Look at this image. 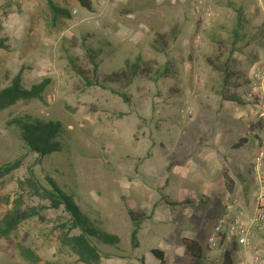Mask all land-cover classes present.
<instances>
[{"label": "rangeland", "instance_id": "374dc122", "mask_svg": "<svg viewBox=\"0 0 264 264\" xmlns=\"http://www.w3.org/2000/svg\"><path fill=\"white\" fill-rule=\"evenodd\" d=\"M52 2L66 13L55 17L48 0H0V91L17 75L25 87L51 80L44 99L0 110V167L20 162L11 173L0 174V230L16 207L36 213L10 233L0 231V264H87L68 240L81 229H73L65 206L53 208L42 190L51 188L49 178L92 224L119 236L115 246L93 239L98 264H159L154 248L164 250L168 264H182L186 258L177 238L191 232L208 264H222L226 248H237L236 259L241 247L221 221L229 204L246 210V222L254 215L258 179L253 165L264 130L248 97L250 74L264 44V18L254 0L217 4L215 21L200 43L195 42L193 0H132L130 18L111 11L112 3L89 12L76 0ZM208 59L228 65L232 86L227 90L242 96L243 104L222 99L224 74ZM135 63L150 73L122 89L129 103L109 89L88 87L75 70L82 68L95 82ZM167 63L170 76L154 79ZM26 116L60 122L62 151L40 157L29 151L12 123ZM248 135L242 149L231 148ZM213 153L217 156L211 159ZM223 171L235 181L233 194ZM128 209L149 215L136 249L130 243ZM182 216V224H174ZM255 237L264 239V231L254 228L251 235L252 244L263 250L264 264V242Z\"/></svg>", "mask_w": 264, "mask_h": 264}, {"label": "trees", "instance_id": "16d2710c", "mask_svg": "<svg viewBox=\"0 0 264 264\" xmlns=\"http://www.w3.org/2000/svg\"><path fill=\"white\" fill-rule=\"evenodd\" d=\"M82 8L92 11L94 8L93 0H76ZM50 8L57 17L59 13H66L65 10L57 8L52 0H48ZM3 45L0 43V48ZM90 52H88V55ZM91 58L93 57L90 54ZM140 60V59H139ZM219 60L213 61L208 59V63L212 68L221 72L223 75V84L221 97L225 101H233L238 104H243L245 102L244 98L235 92L227 90L232 83L230 81L231 75L229 71L227 72V64L219 63ZM97 62H93V69H97ZM170 66L167 63L162 70L157 69L155 71L154 79H165L170 76ZM78 74L82 75L86 80L88 87L90 86H100L105 89L113 91L115 94L123 98L124 103H129L130 96H128L122 89H126L133 79L140 74L145 75L150 73V70L145 69L141 64H133L129 66V69L122 70L120 72H113L109 75H104L101 80L98 78L93 82L85 70L80 67H75ZM21 76L17 75L11 84L0 91V110L7 109L11 105H15L20 101H33L44 99V92L51 81L50 78H45L37 84L30 87H25L21 83ZM112 84L118 85V88L110 87ZM14 125L20 129L21 138L25 145L28 147L29 151L36 152L38 156L51 155L62 151V144L60 138L63 137L64 128L60 122L45 121L40 119H33L30 116L19 117L12 121ZM253 128V126H251ZM249 142V137L244 136L240 138L237 142L233 143L231 148L236 151L242 149ZM20 162L15 161L13 163H7L0 167V174L11 173L19 166ZM174 163L171 162L167 171L170 173L172 171ZM223 177L225 182V187L230 193H234L235 181L226 171H223ZM50 189L43 187L44 194L46 198L51 202L53 208H59L64 205L67 212L72 218V228H80V233L69 238V242L74 247V250L80 255L82 260L87 264H98L101 261V256L97 250V246L93 244V239H98L106 245L115 246L120 243L118 235L107 233L99 229L97 226L90 222L89 218L83 215L82 211L74 203L73 199L68 196L65 191L57 185V183L49 178ZM33 188L39 190V188L33 183ZM36 213L34 211L21 210L20 207H16L11 212H8L4 217V227L1 228V232L10 233L14 229H17L18 225L24 221L32 218ZM129 220L132 224V231L130 232V243L132 248L136 249L140 247V242L138 239V233L142 227V223L149 217L144 212H139L133 209H128L127 213ZM180 243L184 246L183 256L186 260L182 264H208L206 262L205 250L203 245L192 237H182ZM222 244V241L220 242ZM237 248H226L222 255V264H237L235 260V253ZM152 255L158 260L159 264H168L165 256L164 250L154 248L151 251ZM144 264V263H143Z\"/></svg>", "mask_w": 264, "mask_h": 264}, {"label": "built area", "instance_id": "2783aa9c", "mask_svg": "<svg viewBox=\"0 0 264 264\" xmlns=\"http://www.w3.org/2000/svg\"><path fill=\"white\" fill-rule=\"evenodd\" d=\"M222 1L234 0H193L192 11L196 17L198 27V33L195 39L196 43L201 42L202 35L215 21L216 6ZM254 7L264 18V0H254ZM248 97L255 103L254 114L256 120L264 122V44L260 50V57L257 61L256 68H253L250 74ZM188 111L192 112L191 108H188ZM253 168L258 179V196L256 198L253 217H251L249 223H247L245 221V216H247L246 210L229 204L227 206V219L221 222H226L228 224L229 231L231 235L237 239L241 251L253 252L255 260L258 261L262 257L263 250L252 244L251 235L254 228L264 231V174H262L264 170V130L261 132L260 139L257 142L256 161L254 162ZM221 228L222 225H219L217 231L219 232ZM216 239L214 234L209 237V242L214 245ZM240 264L248 263L244 262Z\"/></svg>", "mask_w": 264, "mask_h": 264}, {"label": "crops", "instance_id": "0c3cea01", "mask_svg": "<svg viewBox=\"0 0 264 264\" xmlns=\"http://www.w3.org/2000/svg\"><path fill=\"white\" fill-rule=\"evenodd\" d=\"M132 0H93V3H94V6L95 5H98V4H102V3H108L109 5H111V3L113 4L112 5V8H111V11H114V12H116V15L117 16H119V15H121V16H124V17H126V18H130V17H132L133 15H134V11L133 10H130L129 8H128V5H129V3L131 2ZM125 10H128V12L127 11H125ZM127 12V13H125V14H121L120 12ZM120 17V16H119ZM135 17L137 18V17H141V16H139V15H135ZM245 114H247V113H245ZM239 119V118H238ZM243 120L245 121V119L243 118ZM249 133V132H248ZM248 137H249V135H248ZM213 157H211V159L212 158H216V156L217 155H215L214 153H213ZM219 165V166H218ZM215 167H216V169H217V172H218V167H219V170H220V164H219V162H216V164L214 165ZM207 184H205V186H206ZM192 200V199H191ZM256 203V202H255ZM184 217L185 216H182L181 218H180V221H178V222H175L174 224H182V221L184 220ZM247 223H249L248 221H247ZM173 230V228L172 229H169V231L167 232V233H171V231ZM194 232H191V233H189V234H186V235H183V236H181L180 238H177L178 240L177 241H179L180 242V239L182 238V237H192V238H194L195 240H198L199 242H200V239H198L197 237H195L196 235L195 234H193ZM170 235V234H169ZM255 235V234H254ZM253 237V236H252ZM256 238V240H257V242H258V244H260V242H264V239H259V237H255ZM254 238V239H255ZM237 243H238V241H237ZM182 245V244H181ZM239 245V244H238ZM239 247H240V245H239ZM181 254L183 255V252H184V246L182 245V249H181ZM237 254H239V256H236V260H238V262H237V264H239V263H244V262H247L248 264H262V261H260V260H258V261H255V258H254V256L252 255V253L250 252V251H240V252H238Z\"/></svg>", "mask_w": 264, "mask_h": 264}, {"label": "bare ground", "instance_id": "6f19581e", "mask_svg": "<svg viewBox=\"0 0 264 264\" xmlns=\"http://www.w3.org/2000/svg\"><path fill=\"white\" fill-rule=\"evenodd\" d=\"M220 241V240H219ZM216 246H217V244H216ZM236 260V259H235ZM263 264V263H262Z\"/></svg>", "mask_w": 264, "mask_h": 264}]
</instances>
